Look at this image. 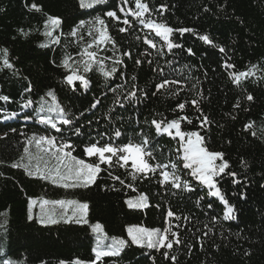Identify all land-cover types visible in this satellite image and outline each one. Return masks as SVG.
<instances>
[{
	"label": "trees",
	"instance_id": "trees-1",
	"mask_svg": "<svg viewBox=\"0 0 264 264\" xmlns=\"http://www.w3.org/2000/svg\"><path fill=\"white\" fill-rule=\"evenodd\" d=\"M144 2L151 10V14L145 13V21L193 30L171 35V41L183 48L169 51L153 30L131 16L128 19L132 27L121 33L119 28L127 26L104 15L106 11H116L123 20L121 0H106L92 9H81L79 0H0V50H7V56L0 51V96L10 98L7 102L0 100V264H90L95 260L91 226L97 223L106 242L113 238L127 241L118 256L103 257L98 264H172L160 252L132 244L127 236L128 227H167L168 210L181 217L171 221L172 230L182 241L170 252L177 257V264H264V0ZM32 4L41 11L32 10ZM161 5L166 6L163 14L157 11ZM129 7H134V0H129ZM49 16L62 22L51 37L45 35ZM96 16L104 19L115 42V47L108 44L99 55L111 58L103 61L106 70L115 66L117 71L105 78L99 66L88 73L81 69L89 85L83 88L77 81L74 91L65 83L68 71L60 65L66 56L80 60L77 54L91 39V25L87 22ZM81 20L86 22L85 27L76 37L71 36ZM200 35H207L213 43L205 44L198 38ZM145 37L154 40L156 47L145 44ZM56 38L59 42L53 43ZM221 47L224 52L219 51ZM188 48L193 55L185 51ZM117 58L122 63L114 65ZM5 59L11 68L4 67ZM137 60L141 61L139 65ZM226 64L234 68H226ZM249 69L252 75L234 82L236 74ZM163 79L179 84H170L153 95L156 84ZM29 87L31 91H25ZM132 91L136 97L126 99ZM49 92L73 121L63 133L35 122L38 116L48 114L38 113V109L52 103ZM249 94L253 96L251 101L246 98ZM27 100L33 102L32 106L21 108ZM97 100L100 103L92 108ZM192 100L198 101L196 107ZM237 102L239 107H234ZM180 103L185 104L182 111L177 108ZM29 116L32 118L26 119ZM180 116L191 120L181 121V130L198 132L203 137V147L223 154L216 163L226 161L229 165L225 174L215 180L233 208L230 219H224L226 209L220 198L211 196L209 189L188 175L183 164L179 167L176 156L181 145L178 138H173L175 130L173 136L157 135L152 125L153 120L166 123ZM205 116L210 123L201 127ZM249 124L252 127L246 129ZM75 127L81 130L79 136L73 134ZM116 130L122 133L119 138L114 136ZM33 134H50L70 141L75 145L72 155L86 163L97 162V158L86 157L85 145L97 141L104 145L109 138L117 145L139 144L147 137L152 151V157H146L149 163L175 162L178 174L195 191L177 190L170 185L161 188L159 170L149 173L147 179L133 180L130 164L127 168L101 165L105 170L87 188L53 185L27 175L22 167L10 166L28 163L22 157L27 139ZM27 146L36 153L34 146ZM109 172L124 180V185L112 179ZM228 173H236L239 182L234 183ZM140 194L147 197V207L129 208L126 201L136 200ZM29 199L87 203L88 223L73 220L42 226L34 217L28 218Z\"/></svg>",
	"mask_w": 264,
	"mask_h": 264
},
{
	"label": "snow or ice",
	"instance_id": "snow-or-ice-1",
	"mask_svg": "<svg viewBox=\"0 0 264 264\" xmlns=\"http://www.w3.org/2000/svg\"><path fill=\"white\" fill-rule=\"evenodd\" d=\"M103 3H106V0H79L81 9H92L95 5ZM31 9L35 11H41L40 7L36 4H32ZM205 10L207 11V9ZM119 11L123 14V20H121L120 16L117 15L116 11L109 10L106 11L104 15L127 26L119 28L121 33L126 32L128 27H132V22L128 19V17L131 16L133 20H138L141 24H144L145 27L153 30L155 35L160 37L165 42L169 51L174 48H183V45L173 43L171 41L170 37L174 32H179L181 35H183L186 32L193 31L192 29L188 28L173 29L166 24L156 23L151 20L145 21L143 19L145 13L151 14V10L144 0H134V7H129V0H121ZM157 11L163 14V12L166 11V6L161 5ZM61 23L62 22L60 18L49 16L45 22V35L51 37L53 31L59 27ZM87 23L91 25L90 31L88 32V35L91 37V39L84 43L80 49V52L77 54L80 56V60L74 61L71 56H66L60 65L68 71L69 74H67L64 78L65 83L68 86H71L74 91L76 90L77 81L79 82L80 87H88L89 80L82 73H88L92 71L94 66H99V71L105 78L111 77L117 71L115 66H113L110 70H106L103 61L104 59L111 58L100 57L99 55L101 51L105 50L108 44H112V46L115 47V42L108 34L104 19H102L100 16H96L94 20ZM85 24L86 22L81 20L79 24L73 28L70 35L76 37L79 29L84 28ZM198 38L205 44L213 43L207 35H200ZM80 39H83V37H80ZM58 42V38L53 40V43ZM144 43L151 48L156 47L155 41L148 39L147 37H145ZM0 51H3L5 56H7L6 49H2ZM185 51H187L189 55L194 54L191 48L185 49ZM219 51L224 52L225 49L221 47ZM124 55L130 54L124 53ZM3 63L4 67L6 68L12 67L7 59H5ZM121 63L122 61L118 58L113 60L114 65ZM140 63V60L136 61L137 65ZM225 67L234 68V65L226 64ZM81 69L82 73L80 71ZM252 74L253 73L251 69H249L247 72H240L234 76V82L239 83L242 78H246ZM170 84H179V81L163 79L160 83L156 84V92H154L153 95H156L157 92L166 88ZM25 91H31V88L29 87ZM47 95L52 98V103L47 107L42 104L38 109V113L46 112L48 114L38 116V119L35 122L44 125L46 128H51L57 133H63L68 126L73 124V121L69 118L64 108H62L56 102L53 93L49 92ZM136 95L137 93L132 91L128 94L126 99H131L136 97ZM246 98L249 101L253 100V96L250 94ZM9 99L10 98L7 96H0V100L2 101L7 102ZM32 103L33 102L31 100H27L21 104V108H30ZM99 103L100 101L97 100L91 105V107L95 108ZM117 103L119 104V101H117ZM191 103L193 107H196L198 101L192 100ZM119 106L124 107L123 104H119ZM234 107H239V102H237ZM177 108L182 111L185 108V104L180 103L177 105ZM197 110L199 109L197 108ZM15 115L16 114H13V116ZM31 118L32 117L30 116L26 117V119ZM5 119H8V117H5ZM185 120L188 123H191V120H189L187 116H180L179 118L173 119L166 123L164 121L153 120L152 125L154 126L157 135L166 133L169 136H173L172 130H175L173 138L179 139L181 146L177 149V152L180 153L179 159L184 162L183 168L191 169V176L195 178L200 185H203L209 189V194L211 196L220 198V200L225 204L226 209L224 213V219H230L232 218L231 214L233 213V208L228 206L227 201L221 195L220 189L217 187V181L215 180L216 177L225 174V170L229 167V165L226 161H223L219 164L216 163L217 160H222L223 154L210 152L205 147H203V137L200 136L198 132H184L181 130V121ZM208 123H210V121L205 116L201 121L200 126L203 127ZM251 127V124L245 126L246 129ZM11 131L15 132L16 129L13 128ZM73 134L79 136L81 134L80 128L75 127L73 129ZM21 135H23V133H21ZM121 135L122 133L119 130L114 132V136L117 138H119ZM109 139L110 142L104 145H100L99 141H97L96 143H91L84 146L83 152L86 156L97 158V162L86 163L84 160L78 159L72 155V152L75 150V145H73L70 141L59 139L50 134H33L27 139V145L34 146L37 150L36 153H31L29 151V147L26 145L24 148L25 155L22 157V159L26 157L28 163H13L10 166L12 168L22 167L29 176L47 180L53 185L67 189L75 187L87 188L91 184L95 183L98 175L105 170L101 167V165H106L108 168H113L116 166L127 168L130 161V167L132 171L129 173V175L132 176L133 180H136L137 178L147 179L149 173L155 174L159 170L158 183L161 188H166V186L170 185L172 188L177 190L182 189L188 192L195 191V188L190 184V182L188 180H183L178 174V165L175 162L171 165H153L149 163V159H146V157L151 158L152 151L149 148V144L151 142L147 137H145L139 144L129 142L127 144L117 145L114 142H111V138ZM33 161H35V164H33ZM51 161H55V163H50ZM228 175L233 177L234 183L239 182L235 179L236 173H228ZM109 176H111L112 179L119 181L120 184L124 185V180H122L119 176H113L111 172H109ZM126 187L132 188L133 191L136 190L132 187V185H126ZM200 199H203V197H200ZM146 201L147 197L144 194H140L136 200L128 199L126 203L129 208H144L147 207ZM197 203H199V200ZM35 205H37V200L29 199V220L33 219V208ZM157 207H159V205H157ZM208 207L211 208L212 205L209 204ZM87 209V203H80L75 200L41 199L39 201L40 211L37 218L41 224H56L60 220H63L65 223L74 220L75 223L87 224L88 221L85 218ZM0 215L3 214L0 213ZM180 219V216H177L172 210H168L165 215V224L168 225L167 227L163 229L151 230L144 227H128V237L132 244L140 247L146 246L150 250L154 249L157 252H160L165 260H171L172 264H177V257L170 255V252L174 245L178 247L182 241L180 240L178 233L172 230L171 221ZM184 219L187 220L189 218L184 217ZM215 219L216 218L213 217V221ZM2 226L3 225L0 224V227ZM92 231L94 233H100L102 237L101 225L99 223L92 226ZM205 235H207V233H205ZM125 246H127V241L124 239L113 238L111 244L106 245L105 248L98 247L93 249L95 260L91 261L90 264H98V262L101 261L103 257L118 256L120 251ZM163 249H167V251H162ZM4 264H10V262L4 261ZM61 264H64V262L61 261ZM74 264H81V262L76 261Z\"/></svg>",
	"mask_w": 264,
	"mask_h": 264
},
{
	"label": "rangeland",
	"instance_id": "rangeland-1",
	"mask_svg": "<svg viewBox=\"0 0 264 264\" xmlns=\"http://www.w3.org/2000/svg\"><path fill=\"white\" fill-rule=\"evenodd\" d=\"M179 155L180 154H177V156H176V160L178 161V163H179V167H182V164L184 163L182 160H180L179 159ZM87 158H91V157H88V156H86ZM50 163H55V161H51ZM129 164H130V161H129ZM186 173L189 175V174H191V169H186ZM35 200H37V205H35L34 206V208H33V217L36 219V221H37V223L38 224H40V225H42V226H47V225H52V224H41V223H39V220H38V218H37V216H38V214H39V199H35ZM50 207V206H49ZM86 218V217H85ZM59 222H63V220H60ZM133 227H142V226H133ZM101 233H102V231H101ZM91 234H92V236H93V241H94V243H95V245H94V247H93V249L94 248H105V246L106 245H109V244H111V242H106L105 241V235L102 233V237H101V234L100 233H94L93 231H92V226H91ZM127 236H128V233H127ZM129 238V237H128ZM98 239H99V243H98ZM130 240V239H129ZM131 241V240H130Z\"/></svg>",
	"mask_w": 264,
	"mask_h": 264
}]
</instances>
